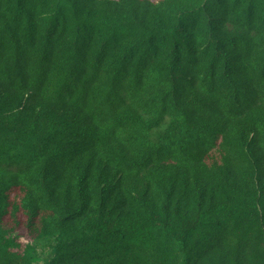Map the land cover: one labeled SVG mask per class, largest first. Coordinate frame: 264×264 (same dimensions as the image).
Wrapping results in <instances>:
<instances>
[{
    "label": "trees",
    "instance_id": "trees-1",
    "mask_svg": "<svg viewBox=\"0 0 264 264\" xmlns=\"http://www.w3.org/2000/svg\"><path fill=\"white\" fill-rule=\"evenodd\" d=\"M0 264H264V0H0Z\"/></svg>",
    "mask_w": 264,
    "mask_h": 264
},
{
    "label": "rangeland",
    "instance_id": "rangeland-1",
    "mask_svg": "<svg viewBox=\"0 0 264 264\" xmlns=\"http://www.w3.org/2000/svg\"><path fill=\"white\" fill-rule=\"evenodd\" d=\"M25 233H26L25 229L22 226H20L19 227V238H18L19 242L27 243L29 241Z\"/></svg>",
    "mask_w": 264,
    "mask_h": 264
}]
</instances>
